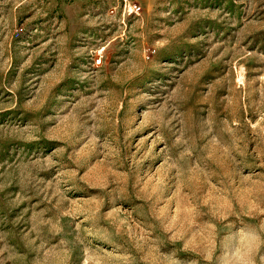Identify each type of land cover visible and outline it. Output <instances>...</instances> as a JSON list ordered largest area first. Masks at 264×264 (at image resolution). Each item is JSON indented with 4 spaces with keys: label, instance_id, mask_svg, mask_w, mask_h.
<instances>
[{
    "label": "rangeland",
    "instance_id": "obj_1",
    "mask_svg": "<svg viewBox=\"0 0 264 264\" xmlns=\"http://www.w3.org/2000/svg\"><path fill=\"white\" fill-rule=\"evenodd\" d=\"M0 264H264V0H0Z\"/></svg>",
    "mask_w": 264,
    "mask_h": 264
}]
</instances>
